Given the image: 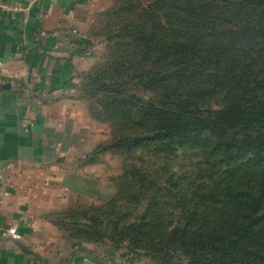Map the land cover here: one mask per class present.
<instances>
[{"label":"trees","instance_id":"obj_1","mask_svg":"<svg viewBox=\"0 0 264 264\" xmlns=\"http://www.w3.org/2000/svg\"><path fill=\"white\" fill-rule=\"evenodd\" d=\"M149 2L140 8L148 22L134 38L126 34L129 42L122 43L109 38V52L100 61L112 58L107 71L96 65L80 84V97L93 101V120L114 127L110 141L98 144L88 158L111 153L133 161L138 151L193 150L208 163L202 178L207 182L192 186L188 179L190 190L177 202L173 227H163L156 191L139 219L122 228L114 223L109 236L95 226L102 221L101 208L93 215L70 208L52 222L70 232L72 216L87 220L89 228L77 232L87 240L127 243L130 253L142 252L162 264L174 263L175 250L186 259L178 264H264V0ZM130 3L115 0L96 17L106 19ZM139 90L159 99L143 103ZM124 169L129 173L115 183L110 211L123 200L127 176L138 175L127 182L126 202L134 209L147 184L135 165Z\"/></svg>","mask_w":264,"mask_h":264},{"label":"crops","instance_id":"obj_2","mask_svg":"<svg viewBox=\"0 0 264 264\" xmlns=\"http://www.w3.org/2000/svg\"><path fill=\"white\" fill-rule=\"evenodd\" d=\"M112 3L41 0L28 12L0 11V264H69V232L52 219L112 194L119 162L108 153L89 161L107 135L78 91L99 56L88 28ZM80 255L73 262L86 264Z\"/></svg>","mask_w":264,"mask_h":264},{"label":"rangeland","instance_id":"obj_3","mask_svg":"<svg viewBox=\"0 0 264 264\" xmlns=\"http://www.w3.org/2000/svg\"><path fill=\"white\" fill-rule=\"evenodd\" d=\"M114 2L115 0H113L112 5L108 9L114 6ZM149 4V0H131L129 7H124L120 13L115 10L112 15H106V19H99L98 17L95 18L93 23L89 26L88 32L90 34V31L94 30V36H91L90 34L89 38L96 44L97 47H99V56L95 60V63L91 69L97 65L100 69V72L103 74L107 71L105 65L107 63L110 64L112 58H110L111 60L105 59L106 61H102V63L100 61L105 53L109 52L107 51L106 46L107 42L109 43V38L111 37L113 42L119 43L128 41V39L124 38L126 34L130 40L134 38L132 33L137 29H141L143 25L148 22L147 18H143L140 8L142 6L145 8V6H149ZM103 30L104 34L102 32ZM107 31L108 34L106 35L105 33H107ZM126 52H129V50ZM118 96H120V94ZM102 98L104 103L106 101V97L103 95ZM137 98L143 103L156 102L159 99L158 96L153 94V92L147 90H139L137 92ZM81 99L85 101L89 110V107L93 101L86 99L85 97ZM138 106L140 107L142 105L138 103ZM128 108L131 109V107ZM137 109V107L132 108L133 112ZM98 123L102 126L103 133H106L105 135H107V139L104 140L103 143L110 141V138L113 134L112 132L114 130L113 125L110 127L109 123ZM138 153L139 151L134 154V158H132L133 161H124L120 155L110 153L112 156H115L119 162V170L117 175L112 176L110 179L111 185L113 187L112 194L106 198H103L96 204H91L80 208L88 211V213H91V215L96 214L97 209H103L102 211L104 213L102 214V221L100 219V222H98L95 226L99 227L103 232H105V235L112 232L114 223L119 224V228H122L123 226L133 223L139 219L140 216H142L145 212L147 205L153 201V193L151 191H156V201L160 207L159 209H161L160 214H162L164 217L163 227H173L176 224L177 218H179V208L177 206V202L180 198H182L181 195L184 192L186 193L190 190L185 188L188 183V179L192 178V186L207 182V180L202 178L208 176V163L202 158V155L196 151L186 150L185 152H182L181 150H178L177 152L170 154L161 152L160 150L157 151L151 149L148 150V152L144 151L143 154L139 153V156L141 157L139 161L137 159ZM131 162H134V164L129 165ZM133 165H135L138 169L137 171L139 176H146L145 180L147 184L142 186L139 189L140 191L137 193H141V198L139 201H136L135 209L131 206V203L127 204L126 202V196L130 191L127 188V182L130 184L135 179L138 180V175L133 173L126 178L129 180L125 183L126 186L123 187L125 193L123 195L122 202L117 206L116 209L112 208V211H110V209H107L106 206H108V201H111L116 195L115 183L118 184L120 177L125 175V173H129L127 171L124 172V168L131 167ZM199 169L208 170L204 172L199 171L195 174L196 170ZM149 180L153 182L151 183ZM134 183L136 184L137 181ZM154 183L155 188L153 187ZM149 211L148 213L150 214ZM61 213L57 214L56 216L60 215ZM86 221L76 216H72L71 219L67 221L70 232L67 229H63L64 231L69 232V240L71 245V252L69 251L68 253L69 264H75L73 261L75 259V255L78 253L83 255H80L81 257L77 259V262H83L80 258H82V260L84 258L85 261L87 260L86 264H91L90 259H94L95 264H162V261L152 260L142 252L130 253L127 250V243H114L107 239V237L102 238V240L100 239L98 242H94V240L91 238L87 240L84 235L77 233L80 230L83 231L89 228V224ZM53 224L56 226L55 223ZM91 226H93V224L90 225V228ZM76 246H78V248H76ZM74 247L75 249H73ZM171 257L173 258L172 260L176 259L173 264L185 262L186 260L185 257H183L178 251L176 252V250L174 253H172Z\"/></svg>","mask_w":264,"mask_h":264},{"label":"built area","instance_id":"obj_4","mask_svg":"<svg viewBox=\"0 0 264 264\" xmlns=\"http://www.w3.org/2000/svg\"><path fill=\"white\" fill-rule=\"evenodd\" d=\"M41 0H25L23 5H9L0 0V11L5 13H16V12H28L33 6L38 4ZM22 191H26V188L21 187ZM9 236L12 239H19V236L16 234L14 228H10L7 230Z\"/></svg>","mask_w":264,"mask_h":264}]
</instances>
